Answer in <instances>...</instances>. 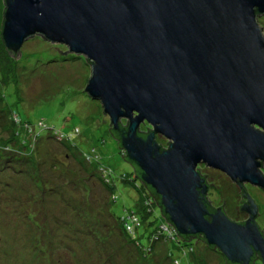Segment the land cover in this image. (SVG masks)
I'll list each match as a JSON object with an SVG mask.
<instances>
[{
	"label": "water",
	"instance_id": "obj_1",
	"mask_svg": "<svg viewBox=\"0 0 264 264\" xmlns=\"http://www.w3.org/2000/svg\"><path fill=\"white\" fill-rule=\"evenodd\" d=\"M3 3L1 38L12 57L39 35L89 61L85 92L102 105L126 159L177 233L202 234L228 262L249 264L256 252L264 264L258 203L245 186L264 190V35L257 23L264 0ZM200 163L244 184L243 223L222 207L209 212Z\"/></svg>",
	"mask_w": 264,
	"mask_h": 264
},
{
	"label": "rangeland",
	"instance_id": "obj_2",
	"mask_svg": "<svg viewBox=\"0 0 264 264\" xmlns=\"http://www.w3.org/2000/svg\"><path fill=\"white\" fill-rule=\"evenodd\" d=\"M3 7L0 0V33ZM257 23L264 35V14ZM2 49L16 60V81L0 87V110L7 109L0 124V264H226L203 240L194 241L189 256L174 242H157L145 254L147 228L134 234L141 247L119 230L115 218L135 210L140 180L112 137L102 105L85 92L91 72L85 57L61 60L66 47L39 35L24 41L16 59L0 37ZM1 58L0 52V70ZM7 120L19 137L4 131ZM155 140L168 147L162 135ZM197 167L210 182V203L231 219L246 220L238 184L205 164ZM108 178L114 192L104 186ZM245 186L258 203L256 223L264 234V190Z\"/></svg>",
	"mask_w": 264,
	"mask_h": 264
},
{
	"label": "trees",
	"instance_id": "obj_3",
	"mask_svg": "<svg viewBox=\"0 0 264 264\" xmlns=\"http://www.w3.org/2000/svg\"><path fill=\"white\" fill-rule=\"evenodd\" d=\"M3 12H4V10H3ZM3 21V20H2ZM2 26V25H1ZM0 37H1V33H0ZM3 44H4V42H3V40H2V38H1V45H2V47H3ZM63 51H65V50H63ZM1 52V55H2V57L3 58H1V60H3V68H1V70H0V87H1V89H2V86L4 85H7V84H10L11 82H15L16 81V79H15V75H16V70L14 71V68H15V63H16V60H14L13 59V62L12 61H10V59L9 58H7V54H6V51L5 50H1L0 51ZM59 55V57H60V59L61 60H68V59H73V58H75V59H77V58H79L80 56H78V55H74V54H71V53H68V54H63V53H61L60 52V54H58ZM14 58L16 57V56H13ZM86 61L88 62V64H89V61L86 59ZM12 63V64H11ZM90 65V64H89ZM11 67V68H13V72H12V75L10 74V73H8V67ZM3 71V72H2ZM88 95V94H87ZM1 98H2V94H1V96H0ZM2 100H3V98H2ZM3 105V104H2ZM3 109L4 110H7L6 108H4V106H3ZM0 110V124H3V111L4 110ZM7 112L8 111H5V113L7 114ZM4 121H5V119H4ZM13 125L11 124L10 125V121L9 120H7L6 122H5V126L3 127V129H4V131H5V129H6V131H9L10 129L11 130H13V135H12V137H19L18 136V134H19V132L18 133H15V131H14V129H13V127H12ZM40 126V125H39ZM123 126H126V122H124V121H121V123H120V127H123ZM146 126V129H143L142 128V125L140 126V128H139V134L141 135V136H143V137H145L149 132H150V128H149V126L146 124L145 125ZM7 127H8V129H7ZM41 128V127H40ZM5 131V132H6ZM109 131H110V133H111V135H112V137L117 141V144H118V146L121 148V146H120V141H119V139H118V134H117V132L116 131H114L113 129H112V127H111V125H110V127H109ZM39 132V131H38ZM14 135H17V136H14ZM1 140H3V139H1ZM18 142V144L21 142H23L22 141V139H16ZM5 141V140H4ZM6 143V146H7V148H11V144H10V140H8V141H6L5 142ZM168 145V144H167ZM160 147H161V149H164V147H162L161 145H160ZM8 149V150H9ZM122 149V148H121ZM123 151V157H124V159L128 162V163H130L127 159H126V155H125V152H124V150H122ZM8 158H10V157H8ZM131 164V163H130ZM131 166L133 167V169H134V177L136 178V179H139V177H138V174H139V168L138 167H136L134 164H131ZM199 170V169H198ZM109 172V171H108ZM110 173V178H111V172H109ZM201 173V172H200ZM201 175L203 176V177H205L206 178V175L205 174H203V173H201ZM112 179V178H111ZM120 179L123 181V182H125V183H128V182H131L132 180H130V179H128V178H126L125 176H121L120 177ZM140 180V179H139ZM110 186L109 188H110V192H114V189L116 188V186H115V183H114V181H113V183H111V181L109 180V178H108V180H107V182H105V184H104V186L106 187V186ZM137 189H138V191H139V195H138V200H137V202L135 203L136 204V208H135V210H126V212H125V215L124 216H122V217H119V218H115L116 219V221L119 223L118 225L120 226V228H119V230L125 235V237L128 239V238H130L132 241H134L139 247H141L140 246V244L138 243V239H135L134 238V234H136L137 233V231H138V229L139 228H141V227H144V228H147V229H144V230H148V233H147V237H146V239L148 240V243H147V245L145 246V247H141V249H142V251L145 253V254H148V253H150V252H152V250H153V247H154V245L157 243V242H164V243H169V242H174V243H177L178 245L180 244L182 247H184V254L185 255H190L191 253H193L194 252V245H193V243H194V241L196 242V240H203L204 242H205V239H204V236L202 235V234H197V235H186V236H181V235H179V234H176V232H174V230H173V226L171 225V224H169V222H168V220H167V216H165L164 214H163V212H162V208H161V206H160V200H159V196L155 193V191L151 188V187H149V186H146L145 184H143L142 183V181L140 180V187H138V186H136V185H134ZM209 186H210V184H209ZM238 186H239V188L242 190V188H245V186L243 185V187L240 185V184H238ZM144 192H146V193H149V195H150V197H151V199L152 200H154V205H152L151 204V206H147V207H144L143 206V200H142V194L144 193ZM206 198H207V196H206ZM116 200V196L113 194V200L112 201H115ZM207 204H208V210H209V212H214V210H215V208L216 207H214L211 203H210V201H209V199L207 198ZM224 210V209H223ZM129 212H133L134 214H135V216L138 218V225L135 227V228H132V230H130V231H128L127 229H126V225H125V223L127 222H129L128 220H127V217L128 216H130L129 214ZM224 212H225V210H224ZM225 214H226V212H225ZM226 216L230 219V220H232V221H235V222H239V223H243L244 221H238V220H235V219H231L227 214H226ZM161 223H166L167 225H168V228L171 230V232H168V233H172L171 235H165V234H160L161 233V228H160V224ZM134 227V226H133ZM173 231V232H172ZM156 234H159V238H156ZM169 237H173L174 239H171V238H169ZM209 248H211V249H215V246H208ZM40 251V250H39ZM168 251V250H167ZM168 255V254H167ZM188 258V257H187ZM226 260V259H225ZM260 256H259V254L258 253H254V255L252 256V258H251V261H250V263L249 264H261L260 263ZM176 264H177V262H175ZM226 264H235V263H231V262H228L227 260H226Z\"/></svg>",
	"mask_w": 264,
	"mask_h": 264
},
{
	"label": "built area",
	"instance_id": "obj_4",
	"mask_svg": "<svg viewBox=\"0 0 264 264\" xmlns=\"http://www.w3.org/2000/svg\"><path fill=\"white\" fill-rule=\"evenodd\" d=\"M142 200H143V206L147 207V206H151L154 205V200L151 199L149 193L144 192L142 194ZM130 216L127 217V220L129 221L128 223L126 222V229L128 231L132 230V228H135L139 223H138V218L135 216V214L133 212H129ZM134 226V227H133ZM131 228V229H130ZM160 228H161V233L160 234H165V235H171L172 233H168L171 232V230L168 228V225L166 223H161L160 224ZM130 229V230H129ZM174 232L177 233L176 229L173 227ZM173 232V231H172ZM156 238H159V234H156ZM171 239H174L173 237H169Z\"/></svg>",
	"mask_w": 264,
	"mask_h": 264
},
{
	"label": "flooded vegetation",
	"instance_id": "obj_5",
	"mask_svg": "<svg viewBox=\"0 0 264 264\" xmlns=\"http://www.w3.org/2000/svg\"><path fill=\"white\" fill-rule=\"evenodd\" d=\"M207 180V179H206ZM207 182H208V184H210V182L207 180ZM237 184V183H236ZM243 185L244 184H242V187H243ZM211 186H209V188H210ZM209 190V189H208ZM242 191H243V193H242V195H243V197H244V199L242 200V204H241V206L246 202V196H245V193H247V191H246V188H242ZM241 206H240V210H241ZM242 211V210H241ZM249 216V215H248ZM248 218V217H247ZM245 221V220H244ZM261 260V259H260ZM260 263H261V261H260Z\"/></svg>",
	"mask_w": 264,
	"mask_h": 264
},
{
	"label": "clouds",
	"instance_id": "obj_6",
	"mask_svg": "<svg viewBox=\"0 0 264 264\" xmlns=\"http://www.w3.org/2000/svg\"><path fill=\"white\" fill-rule=\"evenodd\" d=\"M264 173V172H263Z\"/></svg>",
	"mask_w": 264,
	"mask_h": 264
}]
</instances>
